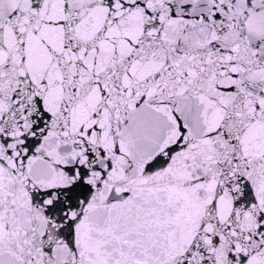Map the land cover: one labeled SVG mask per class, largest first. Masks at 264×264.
Returning <instances> with one entry per match:
<instances>
[{"label":"snow or ice","instance_id":"obj_1","mask_svg":"<svg viewBox=\"0 0 264 264\" xmlns=\"http://www.w3.org/2000/svg\"><path fill=\"white\" fill-rule=\"evenodd\" d=\"M0 264H264V0H0Z\"/></svg>","mask_w":264,"mask_h":264}]
</instances>
